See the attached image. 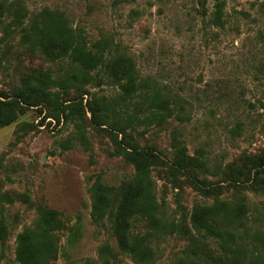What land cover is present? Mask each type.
Returning a JSON list of instances; mask_svg holds the SVG:
<instances>
[{
  "label": "rangeland",
  "instance_id": "374dc122",
  "mask_svg": "<svg viewBox=\"0 0 264 264\" xmlns=\"http://www.w3.org/2000/svg\"><path fill=\"white\" fill-rule=\"evenodd\" d=\"M219 1L223 4L222 28L208 21L214 0L22 3L29 14L43 8L62 12L89 44L106 39L110 48L132 59L139 80L154 84L175 101L172 115L159 124L153 120L136 126L137 133L125 131L131 148L150 145L163 160L170 161V144L176 140L188 155L200 154L209 166H222L243 154L264 152V0ZM5 22L0 16V93L9 92L30 69L48 70L53 77L65 71L63 61L49 62L37 53L27 54L18 44L16 32L4 30ZM85 88L107 99L118 94L101 72ZM39 110L30 108L14 123L0 128V154H4L0 192L12 198L11 204H3L8 235L0 250V264H19L14 254L15 237L32 226L37 206L60 212L66 228L78 230L72 241L68 229L60 233L53 264H139L118 250L108 222L93 224L89 218L88 189L94 178L99 176L103 183L115 187L132 175L131 166L105 132L109 130L94 127L86 112L83 125L89 149L76 142L65 149L61 143L74 135L73 126L43 119ZM22 123L34 127L9 146L14 142V130ZM121 138L117 135V140ZM160 172L157 169L151 175L165 222H176L181 212L188 216L195 204L212 203L213 196H201L182 183L181 176L180 186H171ZM220 190V199L233 200L241 193L246 198L245 241L253 234H264V195L235 192L225 186ZM134 227L136 232L145 231L141 223ZM103 246L108 254L102 251ZM149 247L153 257L141 264L186 260V242L179 235L159 231L149 240ZM261 256L264 264V253Z\"/></svg>",
  "mask_w": 264,
  "mask_h": 264
},
{
  "label": "trees",
  "instance_id": "16d2710c",
  "mask_svg": "<svg viewBox=\"0 0 264 264\" xmlns=\"http://www.w3.org/2000/svg\"><path fill=\"white\" fill-rule=\"evenodd\" d=\"M23 0H0V16L5 26L18 36V44L27 54L37 53L49 62L63 61L66 69L53 77L48 70H28L9 92L0 93V128L14 123L30 108H39L43 119L56 124L70 123L75 132L62 141L68 149L78 143L88 150L83 118L105 131L112 144L121 151L132 168V175L113 187L96 176L88 194L89 218L93 224L105 220L118 250L136 263H147L153 257L149 240L159 231L181 236L186 242V260L175 264H263L264 234H253L245 241L243 220L246 218L245 196L233 200L220 199L221 187L235 192L245 191L264 195V152L243 154L222 166H209L197 154L190 156L176 140L170 144L171 159L163 160L152 146L131 148L126 130L156 120L159 124L173 113L175 101L146 81L139 80L132 59L117 49L110 48L106 39L88 43L81 30L75 29L58 10L43 8L29 14ZM222 2L214 0L210 25L222 28ZM133 13V12H132ZM202 16L206 15L204 10ZM264 36V33H263ZM97 72L118 89V94L107 99L86 90L96 79ZM85 96V98H84ZM177 102V101H176ZM178 104V109L181 107ZM138 117L141 118L140 122ZM105 126V128H103ZM34 126L20 124L14 130L13 146ZM137 133V132H136ZM117 135H122L117 140ZM3 153L0 154L2 168ZM161 170V176L171 186L182 183L203 197L213 196L210 205L195 204L188 216L181 212L176 222H165L155 199V181L152 172ZM218 180L210 181L209 178ZM24 201H26L24 197ZM11 204L9 193L0 192V250L5 248L7 225L3 204ZM62 214L37 206L31 227L23 228L15 237V260L19 264H53L58 251L60 233L68 229L69 241L76 238L77 229L66 228ZM141 223L143 233L135 231ZM242 230L241 234L236 231ZM102 251L109 250L103 246Z\"/></svg>",
  "mask_w": 264,
  "mask_h": 264
}]
</instances>
